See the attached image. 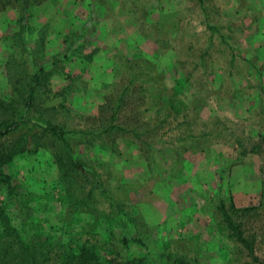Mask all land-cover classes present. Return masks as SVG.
I'll use <instances>...</instances> for the list:
<instances>
[{"label":"rangeland","instance_id":"rangeland-1","mask_svg":"<svg viewBox=\"0 0 264 264\" xmlns=\"http://www.w3.org/2000/svg\"><path fill=\"white\" fill-rule=\"evenodd\" d=\"M172 1L175 2V6L171 7V10L175 9V11L171 15H161L162 10L169 9L166 5L167 0H134L137 5L128 8V14H131L130 18L134 22L139 15L143 18L138 20L137 24L141 31V38L137 39V47L140 49L137 55H123V52L128 50L129 45H127L122 49V53L106 52L104 64H101L104 65L103 72L98 68L97 70L92 68L88 76L83 74L84 70H81V67L90 64L84 61H75L73 66L66 70L71 73L74 85L80 88L77 90L75 87L76 90L72 96L70 95L72 106L86 114L95 115L97 107L94 113V106L101 103L104 95L110 96L115 93L119 88L117 81L128 72L126 68L124 70L120 68L118 62L126 58L138 57L143 51L145 55L154 59L155 69L163 77L166 89L162 96L166 101L168 95L175 91L174 83L177 82V87L182 89L181 93L177 92V96L181 97L182 101L179 107H175L179 111L175 113L169 111L170 115L166 116V121L160 122L166 115L164 109L158 113L153 107L145 112L142 111L150 104L149 101L139 103L137 107H127L119 114H126L132 110L138 113L140 123L150 120L151 124H154L155 129L152 132L155 135L146 138V142L151 143L152 147L147 148L148 145L145 146L140 141H138L140 147L138 144L134 146L120 138L116 149L111 153L101 154L92 150L83 153L85 155L88 153L92 162L106 163L105 174L108 177L106 184L110 190L116 189L118 191L116 195L119 198L123 195L124 202L135 205L134 202L138 200L140 204L137 205L139 211L137 221L147 229V232L153 233V237L146 236L144 239L146 246L141 248L132 245L131 251L145 254L149 262L158 258L163 243L160 242L161 240L158 241L159 232L156 233L153 226L163 214L165 201L162 199L171 197L169 205L172 211L187 207L191 211L188 216L190 221L185 230L180 231L173 239L174 251L182 253L186 258H194L199 264H254L251 257L227 236L226 229L222 227L218 206L222 202L226 208L229 205L228 199H231L230 192L235 182L230 179L224 181L230 163L243 162L247 167L252 168L248 177H251L250 173L257 168V172L253 171V176L254 179H260L261 188L259 191L255 190L253 199L247 205L248 210L243 212L240 221H242L241 228H247L248 233L253 235L255 243L253 255L262 260L264 256V55H260L255 46H258V40L264 45V8L251 7L250 0H235L238 11L229 15L224 4L216 9L211 0ZM3 2L4 0L0 1V4ZM160 3L162 6L156 5ZM12 4L16 3L8 0L0 11L8 10V14H11L9 5ZM155 7L161 9L158 16L153 10ZM251 10L254 13H251ZM31 12L32 17L27 21H19V13L12 18L6 16L0 20V100L8 98L15 77L25 76L31 71L28 68L29 64L26 63L31 55L27 58L24 56L25 52L22 51L23 47L19 44V40H16L11 48L5 47L3 41L4 36L17 31V26L21 24L33 25L34 32L38 29L40 23H37L34 17L40 10L35 7L31 8ZM205 17L209 23L217 27L216 31L207 29ZM158 21H161L160 25ZM47 25L48 31L49 24ZM89 25L90 22L84 23L83 27L90 34L93 26ZM124 25L126 26L121 28V24L114 18L110 28L114 29V34L129 35L132 30L130 27H135V23H124ZM75 32L74 37H78L79 31ZM249 35L258 36L252 40L253 42H248ZM82 41L84 43L81 47L87 46L90 49L101 45V38L84 35ZM26 45L32 48L30 51L34 52V57L39 54L38 47L34 50L32 43ZM96 51L95 49L94 53ZM200 56L202 59H199ZM34 57L32 64L34 67L44 60ZM111 69H114L116 79L109 81L110 73L107 71ZM175 89L178 91L177 88ZM83 92H86L87 96H82ZM131 94L134 95L135 92ZM136 96L138 95L133 97ZM69 118L78 122L75 114L70 115ZM121 120L118 119L116 122L121 123ZM161 132L166 134L159 136ZM200 132L205 133L206 136L193 142L189 139L182 144L175 142L178 137ZM162 142H171V145L162 146ZM189 142L192 148L188 147ZM194 143H196L195 147ZM217 143L225 144L227 149L216 151L213 146L212 149L210 148ZM204 148L211 150L199 155V149ZM251 155L256 160L254 165L249 164L252 160ZM201 156L206 157L201 165V175L197 176L194 182L198 184L205 181L207 188L202 189L204 191L197 209L192 204L198 191H192L191 182L189 185L186 181L190 179L191 166L199 162ZM227 156L229 157L226 158ZM90 160L87 162L92 163ZM207 166L210 170L212 168V171L206 170ZM5 170L12 175L11 182L16 185L13 198L5 203L6 212L10 224L17 229L23 240L32 242L37 236L47 234L51 239L53 238L52 241L59 240L61 243L70 240L79 242L89 240L96 243L107 241L105 238L108 236L109 224L100 217L99 213L97 214L98 211L82 210L72 202L79 201L80 197L85 196V191L75 190L71 197L72 201H67L61 185L57 182L58 171L48 149L38 148L35 152L18 155ZM215 175L220 179V184L215 181ZM85 180L87 189L92 182L88 177ZM235 184L240 182L237 181ZM4 200L5 195L1 191L0 203ZM98 207L101 212V208L105 206L98 204ZM166 226L163 225V228L165 229ZM118 229V227L110 228L114 232Z\"/></svg>","mask_w":264,"mask_h":264},{"label":"trees","instance_id":"trees-1","mask_svg":"<svg viewBox=\"0 0 264 264\" xmlns=\"http://www.w3.org/2000/svg\"><path fill=\"white\" fill-rule=\"evenodd\" d=\"M13 1L17 6L16 4L9 6L18 9V20L27 21L32 17L31 8L45 0ZM7 2L8 0H4L0 8H4ZM47 24H38L35 32L33 25L21 24L17 26V31L3 37L4 46L7 48L13 47L15 41L19 40V44L23 47L22 51L25 52L24 56L27 58L31 55L26 60L31 71L25 76L13 77L8 98L0 100V192L5 195V200L0 203V264H199L194 258H186L182 253L174 251L173 239L163 243L158 258L153 262H149L145 254L131 251L132 245L145 247L146 236L153 237V233L147 232V229L137 221L139 219L137 205L140 204L138 200L134 202L135 205L124 202L123 195L119 198L116 189L110 190L106 184L108 182L105 174L106 163L92 162L88 153L86 155L83 153L88 150L101 154L111 153L116 149L120 138L134 146L138 144L140 147L138 143L140 141L145 146L148 145L147 148H151L152 145L146 142V138L155 135L152 132L155 129L154 124H151L152 121L140 123L138 113L132 110L126 114L119 113L127 107H137L139 103L149 101L150 104L142 111L145 112L153 107L158 113L164 109L166 115L160 122H165L170 112L179 111L175 107H179L182 101L173 103L169 97L171 95H168L167 101L164 99L162 95L166 84L160 72L155 69L154 59L141 54L131 59L126 58L125 62H118L119 67L123 70L126 68L128 72L117 81L119 88L115 93L110 96L104 95L95 115L76 110L75 106H72L73 101L70 97L80 88L74 85L71 73L65 72L67 84L57 91H52L49 79L54 73L59 72L57 69L61 68L62 61L79 57L81 61L90 62L96 48L81 47L84 43L81 40L82 35L74 37L76 32L70 31L63 37L64 52L59 57L44 59ZM160 24L158 22V25ZM206 27L208 30H217L213 24H206ZM28 43H32L34 50L39 48L37 56L34 57V52L30 51L32 48L26 45ZM33 57L44 60L34 67ZM199 59L202 57L200 56ZM139 76L141 78H138ZM174 84L178 89L177 92L181 93L182 89L177 87V82ZM132 92L138 96L133 97ZM74 114L78 122L70 120L69 116ZM118 119L121 123L116 122ZM126 134L131 136H125ZM165 134L166 132H161L159 136ZM204 136L206 134L203 132L189 133L184 137L176 138L175 142L182 144L186 139L193 142ZM190 144L189 142L188 147L192 148ZM170 145L171 142H162V146L170 147ZM38 148L48 149L58 171L57 182L61 185L68 202L72 201L71 197L75 190L85 191V196L80 197L79 201L72 202L82 210L98 211L97 214L99 213L100 217L109 224L108 236L105 238L107 241L96 243L89 240L81 242L70 240L61 243L59 240L52 241L53 238L46 234L37 236L32 242H27L10 224L5 203L13 198L16 185L11 182L12 175L5 168L11 165L18 155L35 152ZM87 160L92 163H88ZM86 177L92 182L87 189L84 183ZM228 200L229 205L226 208L222 202L218 206L222 227L226 229L227 236L251 257L254 264H264V256L259 260L253 255L255 244L253 235L248 233L247 228H241L240 218L248 207H235L231 199ZM98 204L105 206L101 208V212ZM114 227L119 228L117 232L110 230Z\"/></svg>","mask_w":264,"mask_h":264},{"label":"crops","instance_id":"crops-1","mask_svg":"<svg viewBox=\"0 0 264 264\" xmlns=\"http://www.w3.org/2000/svg\"><path fill=\"white\" fill-rule=\"evenodd\" d=\"M213 3V7L216 9L221 8L224 4V8H227L228 14L233 15L238 10V4L235 0H211ZM251 7L253 6H263L264 8V2L262 0H250ZM190 3H192L190 1ZM137 5L134 3V0H45L40 4H35L32 8H39L40 12L39 14H36L34 17V20L36 18L37 23H48L49 29L46 34V41H45V53H44V59H51L53 57H59L65 50V45L63 43V37H65L70 31H79L82 35L81 38L85 35L87 37H94V38H101V45L96 48V53H94L91 57L90 64L85 67L82 66L81 70L83 71V74L89 75V72L92 71L91 69L97 70V68L103 72V66L101 64H104V61L107 56V51L114 54L117 51H120L122 53V49L127 47L129 45L128 50L123 52V55L125 56H134L137 55L140 52V49L137 47L138 38H141V31L138 28V20L142 18V15H139L135 18L136 21L134 22L132 18H130L131 14H128V8L133 5ZM157 6H162V3L156 4ZM168 10L164 11L161 9H158V7H155L153 10L156 12V16H158L160 13L161 15H171L175 11V9L171 10V7L173 8L175 6V2L172 0H167L166 3ZM201 7L202 3H201ZM250 7V8H251ZM8 10L0 11V20L4 19L6 16L9 18H12L18 14L17 9L11 8L10 12L11 14H8ZM159 13H158V12ZM206 15V11L204 10ZM251 13H254L253 10H251ZM116 18V20L121 24L122 26L124 23H135V27L131 26L132 29L129 35H121L120 33L114 34L113 28L111 27V24L113 22V19ZM88 19V20H87ZM143 19V18H142ZM161 20V19H159ZM188 20V19H187ZM190 20V18H189ZM206 20V17H205ZM90 22V25L93 26V29L90 30V34L86 29L83 27V24ZM159 23L161 21H158ZM205 26L206 24H213L209 23L207 20L204 21ZM216 22V21H215ZM214 22V23H215ZM117 23V22H116ZM89 25V26H90ZM258 28V26H257ZM89 34V35H86ZM255 34H258V32H255ZM262 36L261 34H259ZM130 36L129 38H127ZM219 36V35H217ZM258 35H254V37L248 36V42H253L252 40H255ZM253 38V39H252ZM82 40V39H81ZM128 42V43H127ZM258 51L260 52V55H264V45H261V41H257ZM260 45V46H259ZM142 54L143 51L141 52ZM81 62V59L79 57L71 58L69 61H62L60 63V69H57L59 71L58 73H54L49 81H50V87L52 91H57L64 87L67 84V79L65 78V72H67L66 68H71L73 66V63ZM113 70V71H111ZM108 70L107 72L110 73L109 81L116 79L115 78V71L114 69ZM82 73V72H81ZM175 86V84H174ZM173 94H171V101L177 102L181 101V97L177 96V90L174 88ZM82 96H87L86 92H83L81 94ZM185 105V104H184ZM186 106V105H185ZM92 107V103H91ZM95 107V108H94ZM94 113L96 111L97 105H95ZM92 109V108H91ZM90 113V112H89ZM213 146V149L216 151H224L227 149L226 145L223 143H217L214 145H211L210 148ZM210 148H204L199 149V155L202 152L210 151ZM205 150V151H204ZM184 151V150H183ZM222 156V154H220ZM200 157V156H199ZM202 157V156H201ZM206 156H203L199 160V162L194 163L191 166V173H190V179L189 181H186V184L191 185L192 191L196 190L198 191L197 197L194 200L192 206L194 208H199L200 201H201V195L203 194L202 189L207 188L206 182H199L196 184L194 181L197 176L201 175L202 171V163L205 160ZM227 156L226 158H228ZM254 156L251 155V162L250 165H254L256 160L253 158ZM230 159V158H229ZM212 171V168L206 167V170ZM252 168L245 163L241 162H235L229 164V167L226 171L225 180L227 181L230 179L232 182H240V184L233 183L234 188L232 189V192H230L231 201L234 204L235 207H245L249 205L250 201L253 199L255 195V190L259 191L261 188L260 185V179L255 178L253 176V171L257 172V168L252 170V173L249 175L252 177H248V173ZM214 179L217 183L220 184V179L217 177V175L214 176ZM187 199V198H186ZM171 200V197L163 198L162 201H165V207L163 209V214L159 217V220L154 223V230L159 232V237L157 238L158 241L161 240V243H164L165 241L169 239H174L177 237V234L180 233V231L185 230V227L187 226L189 219V213L190 208L185 209H175L172 211L169 201ZM196 203V204H195ZM183 207V206H182ZM184 208V207H183ZM163 225H167L166 228H163ZM163 228V230H162ZM159 230V231H158ZM163 232V236H161V233ZM155 233V234H156Z\"/></svg>","mask_w":264,"mask_h":264}]
</instances>
